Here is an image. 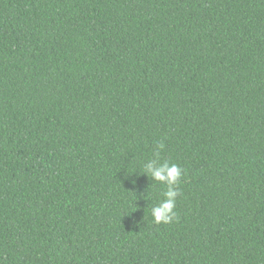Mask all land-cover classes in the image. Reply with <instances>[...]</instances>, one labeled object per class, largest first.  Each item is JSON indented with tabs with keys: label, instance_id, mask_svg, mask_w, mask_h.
I'll list each match as a JSON object with an SVG mask.
<instances>
[{
	"label": "trees",
	"instance_id": "1",
	"mask_svg": "<svg viewBox=\"0 0 264 264\" xmlns=\"http://www.w3.org/2000/svg\"><path fill=\"white\" fill-rule=\"evenodd\" d=\"M0 264H264V0H0Z\"/></svg>",
	"mask_w": 264,
	"mask_h": 264
},
{
	"label": "clouds",
	"instance_id": "2",
	"mask_svg": "<svg viewBox=\"0 0 264 264\" xmlns=\"http://www.w3.org/2000/svg\"><path fill=\"white\" fill-rule=\"evenodd\" d=\"M164 149L163 142L156 144V149L153 152V158L143 163V171L152 180L161 182L166 185V189L161 193L159 203L151 208V216L155 223H169L175 217L174 212L176 197L180 195L178 185L183 170L176 164L167 162L160 163V152Z\"/></svg>",
	"mask_w": 264,
	"mask_h": 264
}]
</instances>
